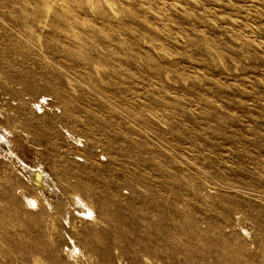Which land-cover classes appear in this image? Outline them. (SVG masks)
I'll use <instances>...</instances> for the list:
<instances>
[{
  "label": "rangeland",
  "instance_id": "374dc122",
  "mask_svg": "<svg viewBox=\"0 0 264 264\" xmlns=\"http://www.w3.org/2000/svg\"><path fill=\"white\" fill-rule=\"evenodd\" d=\"M0 9V264H264V0Z\"/></svg>",
  "mask_w": 264,
  "mask_h": 264
},
{
  "label": "bare ground",
  "instance_id": "6f19581e",
  "mask_svg": "<svg viewBox=\"0 0 264 264\" xmlns=\"http://www.w3.org/2000/svg\"><path fill=\"white\" fill-rule=\"evenodd\" d=\"M4 9V8H3ZM1 10V9H0ZM0 18H1V16H0ZM3 19H1V20H3L5 23H8V24H10L11 25V27L13 26V25H15V26H17V27H19V28H21L22 27V24H21V22H19L17 19H14L12 16H10V15H7V14H5V16L4 17H2ZM0 20V21H1ZM3 24V23H2ZM1 24V25H2ZM40 24V23H39ZM14 27V26H13ZM2 28V27H1ZM3 30H4V28H3ZM13 30V29H12ZM6 31V30H5ZM7 46V45H6ZM10 53V50L8 51V49L7 48H1L0 49V55H2V56H6V55H8ZM6 140H5V137L3 136V134L1 133V131H0V149H2L5 145H7L6 144V142H5ZM40 168V167H39ZM45 174L46 173H44L42 170H40V169H38V167L36 168H34V169H32V176H33V180H34V185L36 186H34L35 187V190H37L38 192H39V194L40 195H44V193H43V186L42 185H45L46 183H45V179H47L46 178V176H45ZM46 182H48V181H46ZM47 184H49V183H47ZM41 186V187H40ZM52 186V185H51ZM45 187V186H44ZM49 187V186H48ZM42 188V189H41ZM33 199V198H32ZM36 199V198H35ZM34 200V199H33ZM35 201V200H34ZM34 203V202H33Z\"/></svg>",
  "mask_w": 264,
  "mask_h": 264
}]
</instances>
